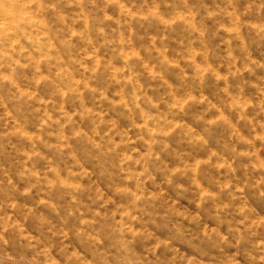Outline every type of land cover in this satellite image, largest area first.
I'll return each mask as SVG.
<instances>
[{
  "label": "rangeland",
  "instance_id": "374dc122",
  "mask_svg": "<svg viewBox=\"0 0 264 264\" xmlns=\"http://www.w3.org/2000/svg\"><path fill=\"white\" fill-rule=\"evenodd\" d=\"M10 2L0 264H256L264 226L236 230L264 221L260 0Z\"/></svg>",
  "mask_w": 264,
  "mask_h": 264
},
{
  "label": "clouds",
  "instance_id": "9594fccd",
  "mask_svg": "<svg viewBox=\"0 0 264 264\" xmlns=\"http://www.w3.org/2000/svg\"><path fill=\"white\" fill-rule=\"evenodd\" d=\"M253 2H255V0H253ZM251 7L252 6L250 5L249 9H251ZM15 9H16V5L11 3L10 0H0V10L3 11L5 19L11 20L13 12L15 11ZM260 9H264V0H260V4L257 7V11L259 12ZM155 14H156L155 11L148 13V15H155ZM239 26L240 25L235 26L233 30L238 31ZM250 27L256 29L258 34H264V24H252V25H250ZM256 166L264 169V162L259 163ZM260 183H264V180H262ZM262 194H264V192H262ZM139 199H140L139 196H135L133 198V200L131 201V210L130 211L135 210L136 202ZM130 211H125L124 216L127 217L128 220L136 219L135 216H132L130 214ZM238 211L240 213H243L244 208L241 207L238 209ZM82 223H84V222L82 221ZM262 226H264V221L250 220L247 224H245L242 231L240 229H237L236 231H237V234L239 236V239L237 240V244H239L243 239H245V236H244L245 232L248 233V235H254V234H256V230ZM127 231L129 233H131L133 238L140 235V233H138V232H133L131 228H127ZM213 237H218L221 241L227 239L226 236H222L218 232L217 233H205V235H204L205 240L211 239ZM129 242H131V241H129ZM256 247L259 249V255L254 258L256 261V264H264V240L257 241ZM132 264H135V262H132ZM225 264H239V261L233 257V258H229V260L226 261Z\"/></svg>",
  "mask_w": 264,
  "mask_h": 264
}]
</instances>
